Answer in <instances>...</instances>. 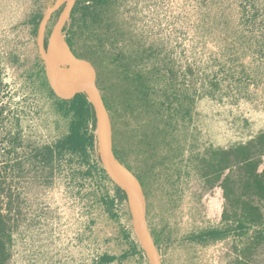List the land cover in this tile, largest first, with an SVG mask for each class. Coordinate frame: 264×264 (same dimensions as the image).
I'll use <instances>...</instances> for the list:
<instances>
[{"label":"rangeland","instance_id":"1","mask_svg":"<svg viewBox=\"0 0 264 264\" xmlns=\"http://www.w3.org/2000/svg\"><path fill=\"white\" fill-rule=\"evenodd\" d=\"M67 1L0 0V204L11 196L8 264H150L129 196L119 198L104 166L97 123L86 159L65 154L44 166L34 157L66 135L72 119L68 95L52 87L45 67ZM60 41L92 67L108 108V152L115 145L126 167L115 165L139 179L142 226L159 263L264 264V240L242 260L253 228L216 241L190 239L221 225V190L198 175V158L264 132V0H79ZM71 61L52 60L60 85ZM174 83L186 93L188 115L174 113ZM165 91L171 105L158 104ZM103 255L116 259L103 262Z\"/></svg>","mask_w":264,"mask_h":264},{"label":"trees","instance_id":"2","mask_svg":"<svg viewBox=\"0 0 264 264\" xmlns=\"http://www.w3.org/2000/svg\"><path fill=\"white\" fill-rule=\"evenodd\" d=\"M78 3L79 0H76L70 15L75 12ZM41 20L42 13H39L33 21L34 32L37 31ZM65 42L71 48L70 40L66 38ZM55 51L63 54L58 42ZM55 75L60 76L57 73ZM138 80L139 76L132 77V81ZM217 86L216 81H211L209 84L210 90H214ZM67 95L68 111L72 115L68 132L54 144L37 148L34 155L36 160L44 166H50L55 158L65 154H79L86 159L88 151L94 148V130L97 123V112L94 105L89 101L87 94L75 84H72ZM171 95H174V113L182 116L188 115L190 109L188 106H184L188 105V101L186 103L185 99L186 93L176 88L174 83V93ZM158 104L171 105V96L167 91L163 93V99L159 100ZM105 107L108 109L106 105ZM88 126H92V129H88ZM110 154L117 164L126 167L115 145H112ZM263 161L264 132L257 133L244 143L226 148H209L201 158H198L196 165L198 175L210 185L216 183L221 190L223 204L220 213L221 225L199 231L190 236L191 240L200 243L216 241L225 238L232 230L239 232L241 235H246L253 228V235L249 236L248 243L244 242L242 253V260L244 261L246 260L247 249L261 244L264 240V213L262 211V206H264ZM20 164L21 162L15 163V165ZM114 183L119 198L127 200L125 189L115 181ZM1 186L2 182L0 181V197L1 195L3 197L4 189ZM5 198L6 203L3 207L0 204V264H8L7 242L10 231L7 212L10 211L11 196L7 194ZM114 201L111 200V204ZM126 237L128 236L126 235ZM134 247L132 245V249ZM115 259L116 257L113 255H103L100 258L103 262H112Z\"/></svg>","mask_w":264,"mask_h":264},{"label":"water","instance_id":"3","mask_svg":"<svg viewBox=\"0 0 264 264\" xmlns=\"http://www.w3.org/2000/svg\"><path fill=\"white\" fill-rule=\"evenodd\" d=\"M75 1L76 0L67 1L64 10L61 12L59 18L57 19L56 23L54 24L51 30L45 52L46 73L52 87L57 91H60L65 94L69 93L73 82L72 79L77 73L84 72L87 75V84L84 87V89L88 96L89 101L92 102L97 112L98 145L104 166L107 172L109 173V175L111 176V178L118 185H120L125 189L127 196L131 194L134 197L136 204L134 207V211L132 213V221H133L134 229L138 235L139 242L142 245L143 249L145 250L150 264H160L152 240L146 234L145 230L142 229V215L145 206V196L140 187V184L136 178L135 179L137 180V185L135 186L125 182L119 177L118 173L115 170V161L113 160L111 154L108 152V147L105 146V135H106V130L108 129L107 112L101 98L97 93L93 79V71L91 65L86 61L74 57L70 53L72 57V61L70 62L68 68L65 70V74H66L65 84L60 85L53 74L52 59H53L54 50L60 38L62 28L71 12V9Z\"/></svg>","mask_w":264,"mask_h":264},{"label":"bare ground","instance_id":"4","mask_svg":"<svg viewBox=\"0 0 264 264\" xmlns=\"http://www.w3.org/2000/svg\"><path fill=\"white\" fill-rule=\"evenodd\" d=\"M39 41H40V39H39ZM58 43L60 44V48H61V51L63 54H59L54 50L52 60H57V61L63 63V62H66L68 57H70L71 55H70L68 48H66V46H64L61 43L60 38L58 40ZM52 65H53V71L60 75L61 72L57 69L56 65H54L53 62H52ZM72 80L76 85L84 88L87 84V75L84 72H79L74 76V78ZM108 142H109L108 141V131L106 130V135H105V146L106 147L108 146ZM115 170L122 180H124L125 182L130 183L132 185H135V186L137 185V180L135 179V177L130 172H128L126 169L115 165ZM129 199L131 202V206L135 207L136 203H135L134 197L131 194H129ZM142 229H143V226H142Z\"/></svg>","mask_w":264,"mask_h":264}]
</instances>
